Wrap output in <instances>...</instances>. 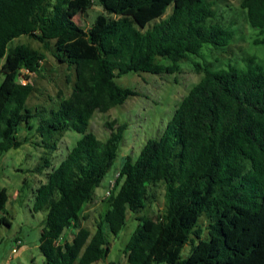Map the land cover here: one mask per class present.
<instances>
[{
  "label": "trees",
  "instance_id": "trees-1",
  "mask_svg": "<svg viewBox=\"0 0 264 264\" xmlns=\"http://www.w3.org/2000/svg\"><path fill=\"white\" fill-rule=\"evenodd\" d=\"M95 5L103 12L89 31L66 16ZM240 7L264 35V0H241ZM215 15L212 0H0V159L27 142L18 134L23 125L33 128L34 113L27 107L34 92L31 77L45 61L39 51L12 43L35 39L75 72L70 96L37 128L51 152L67 130L81 135L34 193L32 212L46 214L39 242L43 264L105 260L108 233L118 236L129 213L139 222L124 252L129 264H264V66L256 57L248 58L247 69L205 66L161 136L149 139L136 159H124L95 231L82 226L85 208L115 165L128 129L108 122L109 137L101 141L89 131L94 114L139 96L118 84L122 76L173 75L179 62L199 57L205 45L229 46L232 26L215 22ZM45 161L43 167L50 168ZM160 182L165 211L156 218L140 216L150 186ZM8 202L4 188L0 226H11ZM202 218L208 223L206 238ZM189 243L191 253L183 258Z\"/></svg>",
  "mask_w": 264,
  "mask_h": 264
},
{
  "label": "rangeland",
  "instance_id": "rangeland-1",
  "mask_svg": "<svg viewBox=\"0 0 264 264\" xmlns=\"http://www.w3.org/2000/svg\"><path fill=\"white\" fill-rule=\"evenodd\" d=\"M212 1L216 14L214 21L232 26L234 31V39L229 46L215 49L205 45L199 57L189 55L179 62L180 71L173 75L129 73L122 76L117 80L118 84L137 91L139 96L129 98L125 104L112 108L108 113L94 114L89 131L101 141H106L109 137L106 128L108 122L127 124L128 129L115 165L105 176L101 187L97 189L93 201L85 208L83 216H88V219L82 220V226L92 232L95 231L96 221L108 208V191L113 186L124 159L128 155L136 159L149 139L161 136L176 107L203 77L205 66L209 65L213 69L229 67L247 69L249 57H256L257 62L264 66V43L256 44L257 40H264V35H260L250 26L246 12L240 7L241 0ZM102 12V8L95 5L86 13H67L66 16H70L80 27L89 31ZM171 12L172 7H169L165 16L170 15ZM17 45H27L39 51L45 56V61L42 71L31 77L34 92L27 102V107L34 113L31 120L33 128L29 129L23 125L18 134L20 140L27 139V142L18 149L10 150L0 159V190L7 189L10 200L6 216L11 222L10 227L0 226V264H43L44 258L39 250V242L42 222L46 214H35L32 208L34 193L45 180L46 175L37 172L36 168L42 167L45 159H48L52 167H57L81 135L67 130L60 135L56 150L51 152L44 147L41 137L37 134V128L51 109L58 108L61 99L70 96L75 82V72L70 71L65 64L58 63L53 56V48L46 49L35 39L22 37L12 43V47ZM157 61L171 65V61L167 59L159 58ZM70 74L71 83L67 81V75ZM20 80L26 83L24 79L20 78ZM36 143L40 145L36 146ZM49 170L47 168L44 172ZM164 195V183L152 184L147 195V208L139 215L152 218L161 215L166 209ZM138 223L129 213L126 226L118 236L114 237L108 233L110 253L100 264H129L124 252ZM200 225L204 230L203 237L206 238L208 223L202 218ZM74 232H69L68 238H72ZM18 239L22 242V246L19 254L13 257L12 250L16 247L15 242ZM195 242L198 243L197 240ZM191 249L192 244H187L182 251V257L187 258Z\"/></svg>",
  "mask_w": 264,
  "mask_h": 264
},
{
  "label": "crops",
  "instance_id": "crops-1",
  "mask_svg": "<svg viewBox=\"0 0 264 264\" xmlns=\"http://www.w3.org/2000/svg\"><path fill=\"white\" fill-rule=\"evenodd\" d=\"M39 143H40V140H39ZM39 143H36V146H39V145H40ZM45 160H46V159H45ZM45 160H44V164L42 165V167H41V166L37 167V168H36V171L39 172V173H43V174L47 175V173L50 172V171L52 170L53 167H52V165H51V167L48 168V169H50V170L47 171V172L45 173V172H44L45 168L43 167V166L45 165V163H46ZM45 180H46V176H45ZM45 180H44L42 183H40V185L43 184V183H45V182H46ZM40 185H39V186H40ZM39 186H38V187H39ZM38 187H37V188H38ZM9 200H10V199H9ZM8 203H9V202H8ZM8 203H7V205H8ZM6 210H7V206H6ZM73 237H74V236H72V238L69 237L68 240H69V241H72ZM97 263L100 264L101 261H100V262H97ZM97 263H95V264H97Z\"/></svg>",
  "mask_w": 264,
  "mask_h": 264
},
{
  "label": "built area",
  "instance_id": "built-area-1",
  "mask_svg": "<svg viewBox=\"0 0 264 264\" xmlns=\"http://www.w3.org/2000/svg\"><path fill=\"white\" fill-rule=\"evenodd\" d=\"M15 244H16V247L12 250V256L13 257H15L19 254V251H20L21 246H22V242L18 239V240H16Z\"/></svg>",
  "mask_w": 264,
  "mask_h": 264
}]
</instances>
